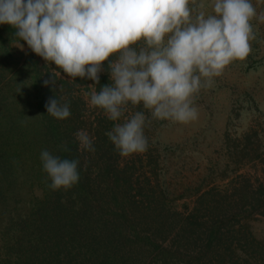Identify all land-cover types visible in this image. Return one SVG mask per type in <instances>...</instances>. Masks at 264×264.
<instances>
[{"label": "trees", "instance_id": "16d2710c", "mask_svg": "<svg viewBox=\"0 0 264 264\" xmlns=\"http://www.w3.org/2000/svg\"><path fill=\"white\" fill-rule=\"evenodd\" d=\"M15 31L0 24V264H264V238L252 224L256 216L264 223V181L238 174L225 186L201 179L178 191L159 173L168 146L152 144L149 127L148 149L122 157L106 135L116 122L102 111L87 118L73 94L88 79L59 76L34 51L20 61ZM99 75L97 91L109 83L107 62ZM60 97L70 102L63 120L45 107ZM81 129L95 152L79 150ZM45 149L79 159V182L52 190ZM228 152L232 159L236 149Z\"/></svg>", "mask_w": 264, "mask_h": 264}, {"label": "clouds", "instance_id": "9594fccd", "mask_svg": "<svg viewBox=\"0 0 264 264\" xmlns=\"http://www.w3.org/2000/svg\"><path fill=\"white\" fill-rule=\"evenodd\" d=\"M199 7L194 14L190 0H0V24L12 25L32 51L72 79L100 84L107 62L110 83L99 91L90 85L85 98L90 108L116 122L106 135L127 157L148 149L144 129L152 119L196 120L197 94L252 51L251 21L264 22L252 0H211L210 13ZM49 83L55 84L54 75L45 80ZM141 104L151 119L143 111L131 112L130 105ZM45 107L60 120L71 115L64 97L49 98ZM75 137L80 151L95 152L87 130ZM61 148L70 151L66 143ZM40 159L52 190L79 182V159L46 149Z\"/></svg>", "mask_w": 264, "mask_h": 264}, {"label": "rangeland", "instance_id": "374dc122", "mask_svg": "<svg viewBox=\"0 0 264 264\" xmlns=\"http://www.w3.org/2000/svg\"><path fill=\"white\" fill-rule=\"evenodd\" d=\"M252 3L258 13L264 12V0H252ZM201 4L206 13L212 11L211 0H190L194 14L201 10ZM251 23L256 33V39L251 41L252 51L245 59L227 66L223 74L215 78L213 87L197 94L196 120L179 123L152 119L146 126L152 131V144L168 146L162 150L163 163L159 173L172 178L170 186L175 184L180 192L184 186H197L201 179L225 186L232 179H241L238 174H244L254 182L264 181V22L253 19ZM11 48L16 55H23L20 61L32 52L26 41L12 42ZM57 74L66 75L60 71ZM107 80L110 83L108 71ZM90 85L94 87L88 79L73 90L74 96L80 98L81 111L87 118L101 111L90 108L87 103L85 94L90 93ZM129 107L131 112L143 111L151 119L149 110L142 104ZM245 146L250 150L249 154L241 150ZM229 147L236 149L232 159ZM256 217L252 219L253 228L264 238V223Z\"/></svg>", "mask_w": 264, "mask_h": 264}]
</instances>
